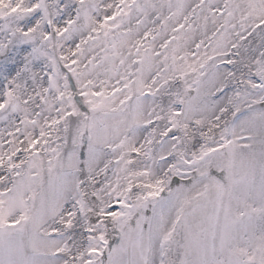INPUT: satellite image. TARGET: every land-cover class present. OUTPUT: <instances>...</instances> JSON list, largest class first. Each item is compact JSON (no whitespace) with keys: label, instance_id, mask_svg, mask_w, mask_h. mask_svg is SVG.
<instances>
[{"label":"snow or ice","instance_id":"6c2138e0","mask_svg":"<svg viewBox=\"0 0 264 264\" xmlns=\"http://www.w3.org/2000/svg\"><path fill=\"white\" fill-rule=\"evenodd\" d=\"M0 264H264V0H0Z\"/></svg>","mask_w":264,"mask_h":264}]
</instances>
